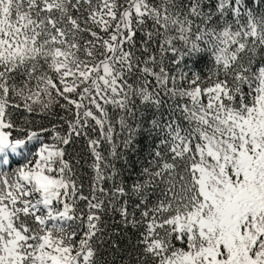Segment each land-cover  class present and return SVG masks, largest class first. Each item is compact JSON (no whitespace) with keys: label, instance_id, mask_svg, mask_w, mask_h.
<instances>
[{"label":"snow or ice","instance_id":"1","mask_svg":"<svg viewBox=\"0 0 264 264\" xmlns=\"http://www.w3.org/2000/svg\"><path fill=\"white\" fill-rule=\"evenodd\" d=\"M0 264H264V0H0Z\"/></svg>","mask_w":264,"mask_h":264},{"label":"trees","instance_id":"2","mask_svg":"<svg viewBox=\"0 0 264 264\" xmlns=\"http://www.w3.org/2000/svg\"><path fill=\"white\" fill-rule=\"evenodd\" d=\"M196 70H198V69L193 68V71H196ZM89 131L91 132V128H89ZM117 131H118V129H117ZM98 132H99V129H97V133H94V135H95V134H98ZM78 147H79L81 150L84 148V141H83V140L79 141ZM104 147L107 148L108 146H107V145H104ZM81 163H83V161H81Z\"/></svg>","mask_w":264,"mask_h":264}]
</instances>
